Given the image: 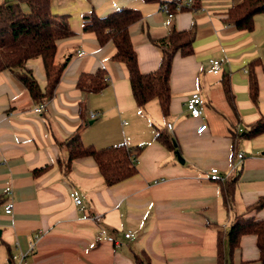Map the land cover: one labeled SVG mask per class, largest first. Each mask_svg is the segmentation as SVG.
<instances>
[{"label": "crops", "instance_id": "1", "mask_svg": "<svg viewBox=\"0 0 264 264\" xmlns=\"http://www.w3.org/2000/svg\"><path fill=\"white\" fill-rule=\"evenodd\" d=\"M237 1L200 0L198 9L168 17L159 1L50 0L51 12L66 14L73 31L56 41L54 62L67 61L53 97L35 112L39 103L25 86L11 71H0V263L27 252L22 264H135V254L142 253L152 264H260L254 234H243L231 253L223 236L221 260L217 246V231L225 232L235 213L264 219V206L251 208L264 196V131L243 135L264 113V11L253 16L252 29H238L224 21ZM122 6L141 13L129 34L142 72L155 69L160 60V49L150 38H161L172 27H194L192 52L177 53L172 60L166 116L156 99L136 106L126 67L111 59L114 45H100L94 32L82 29L83 15L93 10L104 16ZM210 58L222 60L219 74L211 72ZM25 67L44 90L41 58L28 59ZM98 68L104 70L103 80L107 77L101 90L77 87L80 73ZM251 73L255 99L249 90ZM194 91L205 98L207 127L200 133L201 119L190 117L185 105ZM90 111L98 116L89 118ZM83 121V144L133 149V175L107 185L91 156L72 159L65 172L67 153L60 142ZM155 127L171 135L175 151L155 138ZM42 166L47 167L32 173ZM213 166L221 180L209 178ZM237 172L233 207L227 210L220 187ZM70 192L81 198V206ZM7 201L13 202L8 214L3 210ZM100 229L119 244L98 240ZM126 230L134 232L132 239L124 237Z\"/></svg>", "mask_w": 264, "mask_h": 264}, {"label": "trees", "instance_id": "2", "mask_svg": "<svg viewBox=\"0 0 264 264\" xmlns=\"http://www.w3.org/2000/svg\"><path fill=\"white\" fill-rule=\"evenodd\" d=\"M167 3L171 12H175L177 4L180 10H196L200 0H191L190 5L183 4L184 0H144ZM26 6V10L23 9ZM264 11V0H239L226 11L224 21L238 29L250 30L253 27V16ZM177 13V12H175ZM141 18L138 9L122 6L104 16L97 15L93 10L82 16V29L94 32L100 45L110 41L115 48L111 59L122 62L127 69L131 94L138 108H142L151 99L159 103L163 116L168 114L170 90L169 75L175 54L189 55L192 52L194 27L178 30L172 27L169 32L157 39L150 38L152 44L160 49V60L157 67L151 71L142 72L137 63V54L131 42L129 26ZM73 34L68 24L66 14L52 13L50 0H4L0 3V71L9 70L25 86L31 98L38 102L51 99L59 82L62 70L67 60L55 63L54 56L56 41ZM40 57L46 76V85L41 90L30 69L25 67L28 59ZM258 63V61H254ZM264 70V64H262ZM104 70L98 68L93 73L79 74L76 85L86 92L101 90L106 82L103 80ZM224 93L229 100L231 90L227 79L222 80ZM249 90L253 99L257 94V83L254 74H250ZM82 109V104L80 110ZM82 113V110H81ZM85 121L60 142L66 150L65 172L69 170L72 159L81 156H91L105 181L111 185L119 182L136 172L135 155L132 148L124 144L93 147L85 145L81 139V128ZM264 131V113L244 130L245 137H252ZM155 138L167 148L175 151L173 138L162 128L155 127ZM133 153V154H132ZM133 157V158H132ZM47 166L33 169L34 175L43 171ZM238 172L223 181L220 187L222 204L230 210L234 203V185ZM264 206V196L258 197L251 206L260 209ZM251 233L256 237L258 260L264 264V219H254L243 213H235L225 232L217 231L218 257L222 259V239H226L229 253L239 245L243 234ZM135 264H152L145 254H135Z\"/></svg>", "mask_w": 264, "mask_h": 264}, {"label": "built area", "instance_id": "3", "mask_svg": "<svg viewBox=\"0 0 264 264\" xmlns=\"http://www.w3.org/2000/svg\"><path fill=\"white\" fill-rule=\"evenodd\" d=\"M11 1L15 2V1H19V0H11ZM190 3H191V0H184L183 1V4L186 6L190 5ZM180 5L181 4L176 5L175 12H178L180 10ZM159 8L168 17H172L175 14V12H171L169 10L167 3L160 4ZM83 52H84L83 50H79L77 52V54L81 55V54H83ZM209 64H210V70L212 73H214V74L220 73L221 66H222V60L221 59L210 58ZM104 80H107V77H105ZM185 105H186V110L188 112V115L190 117L201 119L199 126L196 128V132L197 133L203 132L207 127L206 122L204 120H202V114H203V110H204V106H205V98H203V96L197 91L191 92V94L189 95V97L186 100ZM43 106H44V103L41 102L38 105H36L33 108V110L35 112H40L42 110ZM97 116H98V111H90L88 114V117L92 118V119L97 117ZM166 127L168 129H170L171 124L166 123ZM241 157H242V153L241 152L237 153V158L239 159ZM208 176L211 180H221L222 179L218 168L215 166H213L209 169V175ZM70 197H71V199L75 205L81 206L82 200L80 197L75 195L73 192H70ZM12 209H13V202L7 201L3 207L4 212L7 214L11 213ZM123 235L125 238L132 239L134 237V232L131 230H126ZM96 238L98 240H108V241L113 242L114 244H119V242L112 235L107 234L103 229L98 230V232L96 234ZM31 250H32V246L30 247L29 251H31ZM26 257H27V252H24V253L20 252L18 254H12L11 255V262L7 261V262H3L0 264H22V263L26 262V260H27Z\"/></svg>", "mask_w": 264, "mask_h": 264}, {"label": "water", "instance_id": "4", "mask_svg": "<svg viewBox=\"0 0 264 264\" xmlns=\"http://www.w3.org/2000/svg\"><path fill=\"white\" fill-rule=\"evenodd\" d=\"M173 144L175 145L174 140H173ZM176 153H177V158H178V160H179L180 162H183V159L180 157L179 153H178V152H176Z\"/></svg>", "mask_w": 264, "mask_h": 264}]
</instances>
